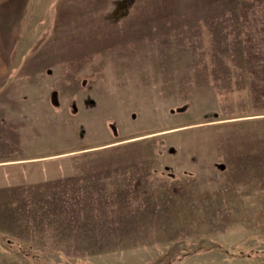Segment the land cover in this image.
<instances>
[{"label":"rangeland","instance_id":"1","mask_svg":"<svg viewBox=\"0 0 264 264\" xmlns=\"http://www.w3.org/2000/svg\"><path fill=\"white\" fill-rule=\"evenodd\" d=\"M14 1L0 152L73 155L0 191V264H264V0Z\"/></svg>","mask_w":264,"mask_h":264},{"label":"crops","instance_id":"2","mask_svg":"<svg viewBox=\"0 0 264 264\" xmlns=\"http://www.w3.org/2000/svg\"><path fill=\"white\" fill-rule=\"evenodd\" d=\"M139 1L140 0H136V5L139 3ZM145 1L147 8L152 6L153 3H151L150 0ZM112 2V0H87V6H83L84 9L80 8V11H85V14L87 15H93L94 17L96 16L89 22H94L97 20L101 26H105L102 25L105 24V22H103L104 15L111 13ZM14 4V0H10V3H8L9 6L11 5L12 9L15 8ZM73 5L74 4L69 6L72 9L67 12L68 14L74 15L75 13L79 12V7L75 8ZM56 15H58L57 11ZM97 16L99 18H97ZM69 153L71 152L59 151L47 152L45 154L24 153L27 155L19 156L14 155L16 152H0V157H7L4 159L0 158V191L2 189L12 187L26 188L27 186H35L50 180H56L57 178L64 175V170L66 171V166L68 164L66 159H68L69 155H73Z\"/></svg>","mask_w":264,"mask_h":264}]
</instances>
